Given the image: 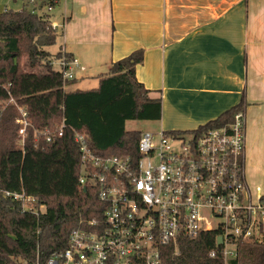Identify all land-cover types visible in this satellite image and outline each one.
<instances>
[{"label":"trees","instance_id":"trees-1","mask_svg":"<svg viewBox=\"0 0 264 264\" xmlns=\"http://www.w3.org/2000/svg\"><path fill=\"white\" fill-rule=\"evenodd\" d=\"M59 0H39L36 10L0 12V264H45L54 252L67 249L71 234L92 220L104 217L106 205L99 189L84 188L81 152L76 133L86 136L91 151L106 157L139 158V131H127L129 121H160L162 100L136 77L144 61L137 50L111 64L94 89L66 91L61 62L73 60L60 48H49L58 33L52 28L48 7ZM26 58V60H24ZM17 105L31 126L22 143ZM245 101L193 132L230 121L243 111ZM65 125L61 137L54 135ZM51 132V141L45 132ZM19 137V138H18ZM5 192L25 193L44 211L34 215ZM220 232H202L163 249L162 264H224ZM230 264H264V243H243L237 261Z\"/></svg>","mask_w":264,"mask_h":264},{"label":"crops","instance_id":"crops-1","mask_svg":"<svg viewBox=\"0 0 264 264\" xmlns=\"http://www.w3.org/2000/svg\"><path fill=\"white\" fill-rule=\"evenodd\" d=\"M64 10L51 22L79 78L66 91L96 88L143 50L136 77L162 100V130L193 132L245 101V175L264 196V0H64Z\"/></svg>","mask_w":264,"mask_h":264},{"label":"built area","instance_id":"built-area-1","mask_svg":"<svg viewBox=\"0 0 264 264\" xmlns=\"http://www.w3.org/2000/svg\"><path fill=\"white\" fill-rule=\"evenodd\" d=\"M52 28L57 31L55 24ZM77 64L62 60L66 81L75 79ZM19 110L23 143L31 124ZM64 128L57 127L54 135L61 137ZM45 135L51 141L52 133ZM75 141L81 152L80 184L98 188L106 209L101 220L76 229L67 249L54 252L45 264H162L164 248L209 231L220 232L217 240L223 241L217 245L224 264H230L237 261L241 244L264 243V196L253 193L245 175L244 110L196 133L142 132L137 160L96 154L80 133ZM5 196L22 203L24 212L44 211L25 193Z\"/></svg>","mask_w":264,"mask_h":264},{"label":"rangeland","instance_id":"rangeland-1","mask_svg":"<svg viewBox=\"0 0 264 264\" xmlns=\"http://www.w3.org/2000/svg\"><path fill=\"white\" fill-rule=\"evenodd\" d=\"M23 5H25V7L28 10H33L34 8L38 7V3L35 0H0V12H3L5 9L17 10L21 8ZM64 11H65L64 10V0H60L58 4H56L53 7L52 11L43 10V11H39V13L46 12L47 14L50 15L51 21H53L54 23H58L59 20L62 18ZM56 32L58 33L56 43L49 48V52L52 54H56L59 51L60 45H61L60 28H58ZM24 60H26V58ZM73 74H74V77L77 79V81H74L73 83H78L79 82L78 75L75 72H73ZM10 103L13 104L15 103V101L10 100L9 102H0V112L4 109L5 106H7V104H10ZM17 107L18 109L21 108L18 105ZM126 130L127 131H139V132H158L162 130V128L160 126V123L156 121H129L126 123ZM173 145L176 146L177 144H173ZM217 223H218L217 220L212 221V225L214 227L216 226Z\"/></svg>","mask_w":264,"mask_h":264},{"label":"water","instance_id":"water-1","mask_svg":"<svg viewBox=\"0 0 264 264\" xmlns=\"http://www.w3.org/2000/svg\"><path fill=\"white\" fill-rule=\"evenodd\" d=\"M222 241H223V240H222V238H221V237H219V238H218V240H217V242H218V245H221V244H222Z\"/></svg>","mask_w":264,"mask_h":264}]
</instances>
